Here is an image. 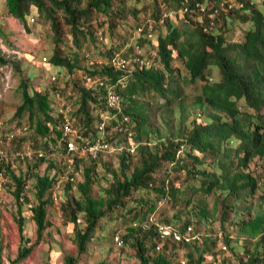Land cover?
<instances>
[{"label": "trees", "instance_id": "trees-1", "mask_svg": "<svg viewBox=\"0 0 264 264\" xmlns=\"http://www.w3.org/2000/svg\"><path fill=\"white\" fill-rule=\"evenodd\" d=\"M5 1L8 12L25 26L33 7L50 24L54 47L49 62L70 77L67 84L78 95L73 102L76 106L73 116L78 118L81 132L93 140L103 136L107 143L113 142L111 129L117 128L125 133L116 131L118 135H126V144L119 141L117 145L121 149L114 151L117 164L103 160L106 151H100L96 158L90 157V165L83 169L84 179L77 185L80 199L62 205L69 222L75 225L73 239L78 251L87 252L89 244L99 238L98 232L105 230L110 219L116 222V217L121 216L131 219L122 238L125 245L137 251L141 264H172L170 251L192 247L186 264H207L205 249L199 252L198 248L201 238L190 243L176 241L173 236L163 239L158 225L172 227L182 235L192 226L195 233L213 223L212 218L222 204L221 227L229 224L227 217L232 214L240 237L253 241V249L234 248V242L226 234L225 248L238 258L237 264H264V198L257 201L256 207H249L246 205L249 201H244L258 191L259 180L249 171L251 164L257 160L264 170V12L256 8L255 0H151V6L148 0ZM198 3L204 11L196 8ZM149 8V16L140 19ZM169 12L173 16H165ZM129 18L134 19L132 28L138 39L122 36L118 45L103 44L99 64L90 62L81 53L87 42L98 45L96 23L99 22L98 28L107 27L113 37L118 35V30L125 31ZM63 24L70 28L72 46L63 40ZM234 27L244 30L243 42H229L228 34ZM155 33L158 41L153 46L159 56L157 63L152 61L149 67L135 63L129 71L117 70L111 65V59L117 54L123 58H145L141 46ZM138 49L141 53H137ZM176 59L186 69L185 74H180V69L173 65ZM8 63L0 55V65ZM212 68L217 71V80H211ZM16 69L21 76L22 94L16 117L26 116L28 128L32 130L31 140L36 144L40 139L45 140L41 145L44 153L66 154L62 116L53 107L51 92L58 91L56 85L51 84L45 91L36 88L23 67L17 65ZM79 72L83 78H74ZM87 79H95L97 83L89 86ZM120 80L123 83L119 84ZM189 84L198 86L195 96L183 98L182 89ZM110 86L120 96L118 109L107 105ZM158 97L164 103L153 104ZM147 98L153 104L151 107L147 105ZM155 108L159 112L156 119L152 117ZM104 113H109L111 119L105 121L101 132L99 125ZM11 135L14 139L15 134L10 132ZM50 146L58 147L50 150ZM77 156L73 162L75 175L84 161ZM44 163L46 158L41 157L17 176L11 163L0 161V173L14 181V195L19 204L26 186V173L32 179L38 203L31 210L39 238L48 226L46 205L51 199H45V195L55 178L32 175L31 171ZM98 166L104 173H97ZM48 167L58 168L52 159ZM96 184L100 186L98 197L92 193ZM67 189H71L69 183ZM209 197L213 200L211 209L207 206ZM118 210L120 213L115 216ZM157 213L162 223L147 219ZM240 214H246L247 221L238 217ZM79 216L84 218V230L80 229ZM202 244L209 246L208 242ZM241 250L244 256L240 255ZM29 252L24 247L18 259L27 257ZM76 261L70 255L64 257V264Z\"/></svg>", "mask_w": 264, "mask_h": 264}, {"label": "rangeland", "instance_id": "rangeland-1", "mask_svg": "<svg viewBox=\"0 0 264 264\" xmlns=\"http://www.w3.org/2000/svg\"><path fill=\"white\" fill-rule=\"evenodd\" d=\"M148 1V5L151 6V0ZM255 2L256 8L264 12V0H255ZM235 3L232 2L231 4L235 5ZM145 11L140 16V19H144L146 15L148 17L151 8H149L147 14ZM102 21L103 16L99 19L100 23ZM133 21V18H129L125 31L118 30V35L113 37H111L107 27L103 29L98 28L99 22L96 23L97 29L95 31L98 45L95 46L87 42L81 53L90 62H97L99 64L102 61L100 58V50L103 48V44H108L109 46L113 44L118 45L120 41L119 37L122 36L126 38L130 37L134 40L138 39L136 30L132 28V25H134ZM65 27L63 24V30L65 32L63 40L66 44L72 46L74 43L70 28ZM52 36L50 24L39 17L36 8H31V13L25 26L22 20L13 17L8 12L6 1L0 0V55L9 60L8 64L0 65V161L11 163V168L19 176L27 171L31 163L36 162L41 157H45L46 163L37 169L32 168L31 174H39L40 176L49 175L50 178H55L52 188L45 195V199H51L49 200V204L46 205L48 226L39 238L37 235V225L33 221V212L31 210L38 203L32 179L27 177L26 173V186L23 199L20 201L23 208L20 210L21 205L16 201L14 195L16 189L14 181L9 176L0 173V264H64V257L67 255L77 259L74 264H141L136 256L137 251L130 245H125L122 238V235L126 234L128 227L131 225L130 217H127L126 220L122 219L123 217L121 216L116 217V222H112L110 219L105 230L98 232L99 238L89 244L88 251L82 254L78 251L73 239L75 225L69 222L70 217L65 215V212L62 210V205L67 201L74 203V200L80 199L81 196H79L77 185L83 181V169L90 165L91 159L87 155H78L77 158L83 159L84 161L80 163V170L75 175L73 173L75 155L68 154L67 151L66 154L57 152L50 154L44 153L41 145L44 144L45 140L40 139L38 144H36L31 140L32 130L28 128L26 116L23 119L16 117L18 107L22 103V94L19 89L21 76L16 69L17 65L23 67L25 73L32 77V84L36 88L45 91L51 84L56 85L57 92L53 93L50 90L54 94L53 107L55 110L60 111L66 106L76 108V106H73V102L77 99L78 95L72 89V85L67 84L68 78H70L69 75L66 71L61 73L60 68L53 66L49 62L54 47ZM228 40L230 43L243 42L244 30L239 27H234V30L228 34ZM157 41L158 37L155 33L149 37L148 43L146 42L144 46H141L142 51L146 53L148 58L156 63L159 60V56L157 54V48H154L155 46L153 45L157 44ZM138 52H141L140 49H138ZM175 56L176 54H174V58ZM173 65L180 69V74L187 72L183 68L182 63L177 59L173 62ZM212 69L214 77H211V80H217V71L215 68ZM75 77L79 79L83 78L81 72L76 73L74 75ZM94 84L93 81H88L89 86H93ZM197 88L198 86L192 84L184 86L182 89L184 92L183 98L190 99L195 96ZM149 100L147 98V105H150V107L153 104L164 103L165 101L162 97H158V100H154V103L151 104ZM155 109L152 117L156 119L159 112L157 108ZM104 114L105 121H110V114ZM74 118L76 126L82 130L78 118L75 116ZM21 128L26 129L21 131ZM116 131L125 134L117 128ZM116 131L115 128L110 130L109 134L113 142H109V144H112L115 149H119L118 142L121 141V144H126L127 140L125 139L126 135H118ZM10 132L15 134L14 139L9 136ZM19 138H24V140L18 142L17 139ZM57 147L50 146V150L57 149ZM130 149L134 151V148L131 147ZM21 153L22 155H27V157L23 159L19 156ZM102 157L104 161L111 162L114 165L118 162L113 149L104 152ZM50 159L55 160L57 167L62 171H59L58 168L50 169L48 167ZM255 161L251 164L249 171L254 172V175L257 176L259 185L257 192L248 195L247 199L244 198L246 203L249 201L246 204L249 207H256L257 201L264 198V170L261 168L263 166ZM96 171L97 173H104L101 166H98ZM71 178H74V181ZM174 181L179 185L175 177ZM68 183L71 185L70 190H66ZM102 185L103 187L106 186L105 183H102ZM99 188L100 186L98 184L93 185L92 193L94 197H98ZM207 203L208 209H211L213 205L212 197L207 198ZM239 206L241 205H237V207ZM221 207L222 204L219 206V212L212 218L213 223L211 225L204 226L197 232L195 231L198 241L201 238V242L199 241V245H197L199 252H204L203 250L205 249V255L209 260L207 264H237L238 258L235 257L234 253L229 248H224L226 234H229L230 240L234 242V248L243 249L246 246L248 249H253V241L240 237L241 234L234 225V216L232 214H229V217H227L229 224L225 228L221 227ZM118 213H120L119 210L118 212L115 211V216H118ZM238 217L246 221L248 218L246 214H240ZM148 218L152 219L153 223L156 221L162 223L159 220L160 216L158 213ZM78 222L80 223V229L84 230L85 224L83 216H79ZM206 239L209 240L207 241ZM203 241L208 242L209 246L202 244ZM24 247L30 249V252L27 257L19 260L20 250ZM193 249V247L190 249L179 248L176 251H172V253L170 251L169 260L172 264H186V256L188 253H192ZM244 254L243 250H241L240 255L244 256Z\"/></svg>", "mask_w": 264, "mask_h": 264}, {"label": "built area", "instance_id": "built-area-1", "mask_svg": "<svg viewBox=\"0 0 264 264\" xmlns=\"http://www.w3.org/2000/svg\"><path fill=\"white\" fill-rule=\"evenodd\" d=\"M195 6L197 9L204 11V7L200 3L196 4ZM239 6L242 7V5ZM165 16H173V12H169ZM150 31H152V27H150ZM135 63H138L141 66H146V67H149L152 64L149 59L146 58L141 59L139 56L133 59L118 58L111 61V65L117 67L121 71H129ZM88 81H93V84L97 83L95 79H89ZM100 83L101 85H103V82ZM120 83H122V81ZM119 104H120V96L115 91H113V86L108 87V94H107L108 107L118 109ZM73 112L74 110L70 106H66L59 111V113L62 116V122H61L62 139L66 142V150L68 154L87 155L89 157L96 158L100 151H108L110 149H113L114 151L117 150L114 148V146L105 142L103 136H99L98 139L93 140L92 137L83 134L75 124V118L73 116ZM101 118L103 122L102 124L99 125V131L103 132V129L105 127V114H102ZM124 120L127 121L128 118H125ZM13 136L14 135H11L10 137L13 138ZM19 156H21L23 159L27 157V155H22V153ZM71 180L74 181L73 178H71ZM23 195L24 193L22 194V196ZM158 226L162 234L161 237L163 239L168 236H173L176 239V241L184 240L186 243L188 242L190 243L195 240H198L197 235L196 233H194L192 226H189V228L187 229L184 235L180 234L177 230H175L172 227H167L164 225H158Z\"/></svg>", "mask_w": 264, "mask_h": 264}, {"label": "bare ground", "instance_id": "bare-ground-1", "mask_svg": "<svg viewBox=\"0 0 264 264\" xmlns=\"http://www.w3.org/2000/svg\"><path fill=\"white\" fill-rule=\"evenodd\" d=\"M140 53H141V52H140ZM118 58L121 59V58H123V57H122L120 54H117L114 58L111 59V61L114 60V59H118ZM115 68H116L117 70H119L117 67H115Z\"/></svg>", "mask_w": 264, "mask_h": 264}, {"label": "clouds", "instance_id": "clouds-1", "mask_svg": "<svg viewBox=\"0 0 264 264\" xmlns=\"http://www.w3.org/2000/svg\"><path fill=\"white\" fill-rule=\"evenodd\" d=\"M151 27H152V26H151ZM152 30H153V28H152ZM151 36H152V35H151ZM151 36H150V37H151ZM137 53H139V52H137ZM139 55H140V54H139ZM145 58H146V59H149V60L151 61V63L153 64L152 60H151L150 58H148L147 55H145ZM145 58H141V59H145ZM152 64H151V65H152ZM143 67H146V66H143ZM119 84H121V83H119Z\"/></svg>", "mask_w": 264, "mask_h": 264}]
</instances>
